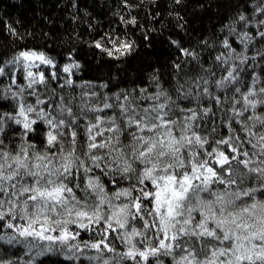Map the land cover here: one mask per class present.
<instances>
[{
  "label": "snow or ice",
  "instance_id": "obj_1",
  "mask_svg": "<svg viewBox=\"0 0 264 264\" xmlns=\"http://www.w3.org/2000/svg\"><path fill=\"white\" fill-rule=\"evenodd\" d=\"M252 15L256 33L243 31L253 20L240 13L234 23L242 31L229 29L236 39L221 40L225 51L210 67L195 49L171 41L179 55L168 89L153 75L155 91L101 95L73 79L81 64L71 55L62 68L34 49L0 61V77L9 80L3 98L16 102L0 114V137L12 124L19 131L15 147L0 138V241L59 246L66 260L91 264H165L164 257L171 264H264V82L248 73L251 82L241 86L249 60L264 63V50L247 54L257 40L264 45V0ZM120 19L136 25L134 17ZM93 46L113 60L135 50L111 36ZM76 87L79 103L63 91L56 99L57 89ZM216 110L228 129L218 138L214 126L208 131ZM39 135L41 143L32 139Z\"/></svg>",
  "mask_w": 264,
  "mask_h": 264
},
{
  "label": "trees",
  "instance_id": "obj_2",
  "mask_svg": "<svg viewBox=\"0 0 264 264\" xmlns=\"http://www.w3.org/2000/svg\"><path fill=\"white\" fill-rule=\"evenodd\" d=\"M127 3L131 7H125L124 0H0V61L11 59L19 50L34 49L44 51L62 68L69 62L68 56L71 55L81 64L78 71L74 70L77 74L73 79L77 84L91 83L101 95L120 90L139 91L140 87L155 91L151 80L153 75H158L161 86L168 89L175 85L173 61L179 55L171 41L175 40L185 48L195 49L200 53L204 66L210 67L215 55L225 51L221 47V40L227 36L230 42L235 41L236 34L230 33L229 29L235 27L236 33L242 31L241 25L234 23L240 13H245L253 20V26L250 29L244 28L243 31L256 33L252 9L260 0H183L180 5H176L174 0H127ZM121 16L125 20L134 17L136 25H125ZM10 27L18 35H12ZM108 36L134 42L135 50L119 60L109 58L106 53L93 46L96 40L106 39ZM205 40L214 47L202 43ZM234 46L237 51L243 50V45L235 43ZM106 47L111 48V43H106ZM257 50H264V45L259 40L249 45L247 54L251 56ZM244 67L247 72L242 74V87L251 82L248 73H255L264 82V63L259 58L249 60ZM220 74V70H217V77ZM19 75L20 83H24L22 74ZM0 82L2 114L13 110L16 102L3 98V89L9 84L8 78L0 77ZM102 84H107L108 87L101 88ZM61 91L69 95L74 93L77 96L75 103H79L81 88L57 89V100ZM26 98L29 102H35L34 97ZM203 103L214 105V101L204 100ZM214 119L215 123L209 125L208 131L214 126L216 132L211 133L212 136L218 138L226 135L228 129L219 110H216ZM236 127L239 128V125ZM40 128L45 130L42 124ZM240 134L243 135L242 132ZM0 138L15 147L19 141L17 126L12 124L6 128L4 136ZM32 139L41 143L43 137L32 136ZM115 243L118 251L124 250L119 241ZM16 249L0 241V259L11 260L13 264L19 263L20 259L27 261L26 254L22 257L20 250ZM34 256L35 254L32 264H76L74 260H66L64 253L58 250L39 259ZM163 259L165 264H171L170 258Z\"/></svg>",
  "mask_w": 264,
  "mask_h": 264
},
{
  "label": "rangeland",
  "instance_id": "obj_3",
  "mask_svg": "<svg viewBox=\"0 0 264 264\" xmlns=\"http://www.w3.org/2000/svg\"><path fill=\"white\" fill-rule=\"evenodd\" d=\"M22 74V73H21ZM22 78H23V76H22ZM82 235L83 236H85V237H87L88 236V234L87 233H82ZM37 243H40V242H37ZM9 246V245H8ZM13 246V248L14 249H16V250H20L19 251V254L20 255H22V257H24L23 256V254H26V259H27V261L28 260H32V262H33V260H35V259H33L32 257H33V254H35V258H41L43 255L45 256L46 254H48V253H50L51 251H53V250H58L59 252H61L60 250H59V246H53L52 247V250L51 251H49V250H47V248H46V245L44 244V243H40V247H37V248H29L28 246H26L25 244H14V245H12ZM22 251V252H21ZM39 253V254H38ZM95 253L94 252H89L88 253V255H94ZM19 255V256H20ZM107 255H111V254H107ZM21 260V259H20ZM24 261V260H23ZM75 261V263L76 264H79L80 262L82 263H84V264H91V262L89 261V260H87V259H84V258H81V260H74ZM15 264H19V263H15ZM129 264H130V262H129Z\"/></svg>",
  "mask_w": 264,
  "mask_h": 264
}]
</instances>
